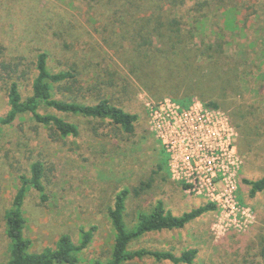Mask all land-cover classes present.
Returning <instances> with one entry per match:
<instances>
[{
  "label": "rangeland",
  "instance_id": "374dc122",
  "mask_svg": "<svg viewBox=\"0 0 264 264\" xmlns=\"http://www.w3.org/2000/svg\"><path fill=\"white\" fill-rule=\"evenodd\" d=\"M151 1L152 10L142 11L141 0H0V65L20 61L27 72L17 78L24 99L31 95L36 58L45 52L52 72L77 73L76 89L55 88L54 98L87 105L108 98L137 117L133 135L108 119L47 107L40 113L78 125L79 136H52L51 127L31 114L0 126V263L10 258L5 214L21 175H29L36 161L45 166L50 198L42 203L31 188L24 201V236L35 253L54 247L64 234L78 243L80 229L95 226L91 245L78 256L84 264L108 258L114 243L108 211L123 189L131 191L129 228L159 200L176 216L209 205L172 181L144 105L191 95L208 107L218 105L239 131V200L251 212L250 223L218 234L210 211L183 229L148 234L130 248L176 255L196 249L192 264H264V192L252 198L245 183L264 175V0H185L176 6ZM8 111V84L0 80V117ZM125 264L173 263L147 257Z\"/></svg>",
  "mask_w": 264,
  "mask_h": 264
},
{
  "label": "trees",
  "instance_id": "16d2710c",
  "mask_svg": "<svg viewBox=\"0 0 264 264\" xmlns=\"http://www.w3.org/2000/svg\"><path fill=\"white\" fill-rule=\"evenodd\" d=\"M158 1L168 2L172 6L185 3V0ZM151 3V0H141L138 10H152ZM139 34L143 42L149 40L148 37L145 39L146 35ZM20 66V61L0 65V80H4L8 84L9 101V111L5 116L0 117V126L11 125L21 115L31 114L37 123L51 127L54 133L52 136H79L78 125L54 114L40 113L42 107H47L60 114L88 119H108L111 123L120 126L125 133L130 135L135 133L137 117L121 106L112 103L108 98H102L94 105L54 98L55 88L64 91L76 89L77 73L73 69L61 70L57 73L52 72L48 65V55L45 52L39 53L36 58V74L32 79L31 95L24 99L17 78L25 79L27 72L21 71ZM176 100L183 106H188L193 101L200 99L190 95L183 97L182 100ZM209 106L218 108V105L212 103ZM45 178L46 169L42 161H36L31 165L29 175H21L18 193L14 198L12 207L5 214L7 234L11 243L10 258L7 262L0 264H84L78 255L91 245L97 231L95 226L88 230L81 228L78 243H75L70 235L64 234L54 247H47L39 253L32 252V242L24 236L26 220L23 214V205L27 192L33 188L40 194L42 203L49 201L50 196L46 192L44 184ZM245 183L251 187L249 196L252 198L264 192V175L256 181L245 180ZM130 194L129 189L119 191L114 198L113 206L108 211V219L114 234L110 256L106 259L97 258L89 264H125L147 257L157 261H169L173 264H192L198 254L196 249L186 250L182 254L176 255L170 251L146 248L132 250L130 247L134 242L148 234L183 229L191 221L213 211L214 207L202 205L182 216H176L166 209L162 200H159L152 212H139L135 226L129 228L125 221V212L127 209L126 202Z\"/></svg>",
  "mask_w": 264,
  "mask_h": 264
},
{
  "label": "built area",
  "instance_id": "2783aa9c",
  "mask_svg": "<svg viewBox=\"0 0 264 264\" xmlns=\"http://www.w3.org/2000/svg\"><path fill=\"white\" fill-rule=\"evenodd\" d=\"M149 130L167 156L168 173L185 194L214 207L213 230L225 233L250 223L239 187L243 159L230 115L201 100H145Z\"/></svg>",
  "mask_w": 264,
  "mask_h": 264
}]
</instances>
